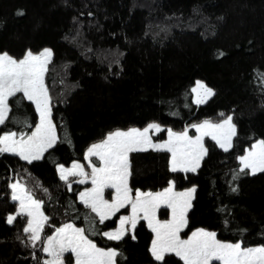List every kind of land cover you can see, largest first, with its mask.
Returning a JSON list of instances; mask_svg holds the SVG:
<instances>
[{
    "label": "trees",
    "instance_id": "16d2710c",
    "mask_svg": "<svg viewBox=\"0 0 264 264\" xmlns=\"http://www.w3.org/2000/svg\"><path fill=\"white\" fill-rule=\"evenodd\" d=\"M43 47L53 53L45 83L58 139L31 164L0 155V264H43L41 242L33 248L23 232L27 218L6 222L17 210L9 185L15 178L44 202V236L72 223L97 246L116 249L117 264H161L144 221L135 239L108 240L102 233L125 209L100 224L78 199L82 186L68 190L57 167L83 160L115 129L154 121L178 130L221 113L236 128L229 151L207 139V154L188 173L171 172L166 151L132 152L129 186L132 193L171 180L176 189L194 186L185 233L205 228L222 241L264 246V172L241 173L238 159L264 140V0H0V53L19 58ZM196 79L214 92L199 105L192 101ZM9 108L0 135L34 128L38 114L22 93L9 98ZM165 259L182 264L172 254Z\"/></svg>",
    "mask_w": 264,
    "mask_h": 264
},
{
    "label": "snow or ice",
    "instance_id": "6c2138e0",
    "mask_svg": "<svg viewBox=\"0 0 264 264\" xmlns=\"http://www.w3.org/2000/svg\"><path fill=\"white\" fill-rule=\"evenodd\" d=\"M17 15L23 13L18 12ZM52 55L48 48L38 54L28 50L19 60L6 52L0 53V125L8 119L9 98L15 97L17 93H22L23 98L34 103L39 114V123L30 135L20 133L18 136L16 132L0 135V155H15L31 164L42 159L44 153L56 144V125L52 120L51 98L45 84V74ZM192 92L196 94L194 103L197 105L205 103L214 95L213 90L200 81L196 82ZM192 127L197 133L194 137L189 136L187 130L175 133L169 129L168 139L158 144L152 143L148 135L150 130L161 131L160 126L155 123L147 125L143 130L130 128L127 131L111 132L101 142L88 148L85 159L89 160L90 174L79 163H73L70 168L61 165L57 169L60 180L71 190L72 182H69V177H79L80 179L73 181L79 184L87 183L90 178L92 186L79 192L78 198L90 213L95 214L100 224L115 217L121 209L130 207L131 214L120 216L119 226L115 230L102 233L108 240L119 241L130 230L135 239L134 230L138 221H147L154 233L150 252L154 260L161 264H168L165 259L168 254L179 257L183 264H213L214 261L219 264H264V246L245 247L241 242H221L216 238L215 232L204 229L192 231L187 239L181 238L180 233L188 223L186 214L191 207L195 188L176 192L174 182L170 181L168 187L160 192L137 189L133 196L128 182L131 175L129 154L132 152L147 151L149 148L166 151L171 154L170 171L188 173L195 172L207 154L204 137H211L225 152L232 147L236 128L231 116L219 123L205 120ZM91 157H96L100 166L92 163ZM238 159L241 173L245 170H250L253 175L264 172V140L254 143ZM10 187L11 199L19 202V210L16 215H9L6 222L12 224L17 216L26 217L23 232L35 248L37 242L42 240V233L49 219L42 211L44 202L35 199L23 184L13 183ZM105 189H114L115 195L109 193L110 199H106ZM44 191L47 192V189ZM161 205L171 209L170 220L157 219L156 213ZM95 218L89 215L90 225L95 222ZM85 232V228L75 227L71 223L56 228L54 235L43 239L42 251L50 257L43 264H65V255L69 253L74 258V264H117L116 258L120 253L114 248L105 250L97 247Z\"/></svg>",
    "mask_w": 264,
    "mask_h": 264
},
{
    "label": "rangeland",
    "instance_id": "374dc122",
    "mask_svg": "<svg viewBox=\"0 0 264 264\" xmlns=\"http://www.w3.org/2000/svg\"><path fill=\"white\" fill-rule=\"evenodd\" d=\"M45 48L51 49L50 47H43V48L40 49L39 51H32V52H33L34 54H38L40 51H42V50L45 49ZM27 51H28V50H27ZM27 51H26V52H27ZM51 51H52V50H51ZM26 52L24 53V55L26 54ZM2 53H4V52H2ZM6 53H7V52H6ZM9 55H10V54H9ZM24 55H23V56H24ZM10 56H11V55H10ZM23 56H21V57H19V58L14 57V56H12V57H13V58H16L17 60H19V59L23 58ZM197 81L202 82L206 87H208V86L204 83V81H202V80H200V79H196L195 82H194V84H193V86H192V88H191V92H192V89H193L194 87H196V82H197ZM45 84H46V83H45ZM208 88H209V87H208ZM195 97H196V94L192 92V101H193V102H194V100H195ZM33 104H34V103H33ZM195 104H196V103H195ZM34 107H35V104H34ZM51 108H52V102H51ZM37 114H38V113H37ZM227 116H231V115L229 114V115H225V116L217 117V118H205V119H202V120H200V121H197V122H194V123L188 124V125H186L184 128H182V129H178V130L172 129V128H170V127H164V126H162L160 123L152 121V122H149V123H147L146 125L141 126V127L132 126V127L124 128V129H115V130H113V131H111V132H114V131H116V130L127 131V130L130 129V128H138V129L143 130L147 125L152 124V123H155V124H158V125L160 126L161 131H162L163 129H165V136H164V138H160V137H159V134L161 133V131H159V132H157V131H155V130H150V131H149V134H148V135L150 136V138H151V140H152V143H154V144H158V143H163L164 141H166V140L168 139V130H169V129H170L171 131L175 132V133H180V132H183V131L187 130V131H188V135L194 137L195 135H197V133H196V131H195V128L192 127V125L200 124V123H202V122L205 121V120L212 121L213 123H219V122H221L224 118H226ZM38 123H39V114H38V120H37V123H36V124H38ZM232 123H233V122H232ZM34 129H35V126H34V128H33L31 131H28V132H16V133L18 134V136H19L20 133H26V134L30 135L31 132L34 131ZM12 132H15V131H12ZM111 132H109V133H111ZM5 133H7V132H5ZM5 133H3V134H5ZM109 133H107L106 136H107ZM3 134H2V135H3ZM106 136H105L103 139H105ZM103 139H101V140H99V141H97V142H94V143H92L91 145H93V144H95V143H99V142H101ZM207 139L212 140L211 137H204V146H205L206 149H207V145H206V141H207ZM212 141L216 144V142H215L214 140H212ZM258 141H260V140H256V141H254V142L251 144V146H252L254 143H257ZM91 145H90V146H91ZM216 145L219 147L218 144H216ZM90 146H89V147H90ZM251 146L245 150L244 154H245V153L251 148ZM89 147H88V148H89ZM88 148L86 149V151H85V153H84L83 160H81V161H74V162H72L69 166H64V167H65V168H70L71 165H72L73 163H79V164L83 165V166H84V170L90 174V173H91V168L88 167L89 160H86V159H85V156H86V154H87V150H88ZM151 149H152V148H151ZM221 149H222V148H221ZM244 154H243V155H244ZM170 159H171V154H170V157H169V167H170ZM90 160H91L92 163L96 164V166H100V165H99V161L96 159V157H91ZM200 163H201V162H200ZM59 166H61V165H59ZM59 166H58V167H59ZM58 167H57V169H58ZM57 171H58V170H57ZM248 171L250 172V170H248ZM58 174H59V172H58ZM59 177H60V174H59ZM78 179H80V178H79V177H69V182H72V185H73V184H75V182H73V181L78 180ZM171 181L174 182L173 180H171ZM13 183H20V184H23V185L25 186V184L22 182V180H20V179H18V178H15V179L11 180L10 183H9V185H11V184H13ZM77 184H79V183H77ZM174 184H175V183H174ZM79 185L82 186L80 192H81V191H84L85 189L90 188V187L92 186V185H91V182H90V178H89V180H88L87 183L79 184ZM168 185H169V184H168ZM168 185H167L166 187H168ZM25 187H26V186H25ZM166 187H164L163 189H165ZM10 188H11V187H10ZM191 188H194V186H188V187H185V188H183V189H176V187H175V188H174V191H176V192H182V191H187L188 189H191ZM26 189H27V188H26ZM163 189H160V190H157V191H150V192L156 193V192H160V191H162ZM27 190H28V189H27ZM28 191H29V190H28ZM144 192H149V191H144ZM109 193H111V195H115V190H114V189H105V198H106V199H110V195H109ZM78 194H79V193H78ZM132 194H133V196H134V195H135V192L132 193ZM11 195H12V189H11ZM193 195H194V194H193ZM78 199H79V198H78ZM191 202H192V201H191ZM18 210H19V202H17V210L15 211V213L10 214V215H16V213L18 212ZM188 210H189V209H188ZM120 211H124V209H121ZM120 211H119V212H120ZM187 213H188V211H187ZM130 214H131V209H130V207H129V208H125V212H121L120 215H119V217L122 216V215H130ZM156 216H157V219H159V220H161V221H164V220H170V219L172 218L171 209L166 208L165 206L161 205V207L157 210ZM186 217H187V214H186ZM139 221H144L145 224H146V226L148 227L147 221L142 220V219L139 220ZM139 221H138V222H139ZM65 224H68V223H65ZM71 224H72V223H71ZM63 225H64V224H63ZM63 225H62V226H63ZM45 226H46V224H45ZM62 226H60V227H62ZM74 226H75V225H74ZM118 226H119V218L117 219L116 226H115L114 228H112V229L107 230V231H113V230H115ZM75 227H77V226H75ZM126 227L130 228V226H126ZM79 228H80V227H79ZM44 229H45V227H44ZM148 229L151 231V229H150L149 227H148ZM198 229H204V230H206V231H210V230L205 229V228H195V229L192 230V231H195V230H198ZM185 230H186V227H185V228L183 229V231L180 233L182 239H187V238L191 235V232H192V231H190L189 233H185ZM43 231H44V230H43ZM107 231H106V232H107ZM211 232H213V231H211ZM128 233L132 234L133 232L130 230ZM151 233H152V239H153V238H154V233H153L152 231H151ZM54 234H55V230H54L52 233H50L49 235H54ZM47 236H48V235H45V236H44L43 233H42V240L37 242V243H40V242H41V244H42L41 248H43V246H44V244H43V239L46 238ZM216 238H217V237H216ZM152 239H151V242H152ZM217 239H218V238H217ZM218 240H219V239H218ZM220 241H221V242H228V241H222V240H220ZM93 242H94V241H93ZM94 243H95V242H94ZM228 243H233V242H228ZM97 247H99V246H97ZM251 247H259V245H257V246H251ZM100 248H103V247H100ZM104 249L107 250L108 248H104ZM150 249H151V243H150ZM42 252H43V251H42ZM172 255H174V254H172ZM174 256H175V255H174ZM177 258H179V257H177ZM47 259H50V257H48L47 254H45V253L43 252V261H44V260H47ZM64 260H65V264H74V258L71 256L70 253L65 255ZM182 264H183V261H182ZM213 264H219V262L214 261Z\"/></svg>",
    "mask_w": 264,
    "mask_h": 264
}]
</instances>
